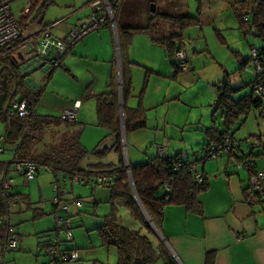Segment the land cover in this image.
Returning <instances> with one entry per match:
<instances>
[{
    "label": "trees",
    "instance_id": "trees-1",
    "mask_svg": "<svg viewBox=\"0 0 264 264\" xmlns=\"http://www.w3.org/2000/svg\"><path fill=\"white\" fill-rule=\"evenodd\" d=\"M50 2L51 0H33L30 9L19 15L18 22L21 26V33L17 41L25 37L24 32L26 30H31L30 25L32 23H38L43 27L48 25L47 23H43L42 18ZM247 3L248 0H235L231 3L239 26L244 29V32L254 28L255 33L263 39L261 31L264 27V2L258 3V12H255L250 21H243L241 15L245 12ZM200 10L201 0H198L197 13L195 15L159 13L158 20H153V14L148 24L143 26L121 28L117 26L121 54H123V49L129 44L135 31H146L153 41L166 48L175 71L180 70L174 58V50L177 47L185 45L182 40V29L198 22ZM165 23L168 25H165ZM171 26L178 27L180 32L164 34L163 32L166 31L164 27L169 28ZM4 49L5 47L0 48V51ZM257 49L263 64V70L260 74L254 75L253 73L254 77L252 80L235 85L231 82L229 73H226L223 79L215 83L216 95L213 102V111L221 110L223 128L220 129L216 123H212L205 128L204 131L208 140L200 148L199 153L201 156L199 158L196 156L195 159L191 160L183 157L179 151L169 154L163 148H158L155 153L147 156L145 160L135 163L129 161L131 178L139 201L161 232L164 216L163 210L167 205H182L188 212L195 214L203 213L202 202L198 196L200 192L207 189L209 182L204 172L196 169L195 162L213 159V157H208V155L202 153L203 147L209 141L222 142L225 137H228L233 147L237 149V152L230 149L218 151L214 158L221 154H226L230 158H233L234 162L235 160L249 161L254 163L257 169L263 170L258 167L254 159L256 156H264V132L252 131L241 139H237L233 135L237 126L245 121L252 110L256 111L260 116H264V112H262L264 111V43ZM18 51L21 52L18 48H12L0 55V121L4 125L2 134L4 143L8 144V149L12 153L16 151L21 157L38 160L40 164L38 173L40 170L50 171L59 187H61L59 174H62L63 177H69L71 180L81 182L82 184H95L109 188V211L102 216L103 222L96 226L95 229L102 245L114 246L116 248L117 259L114 264H154L159 258L165 264H179L168 246L156 235L150 226L130 186L122 150L116 68L112 70L106 83V88L94 93L96 124L106 130L103 138L113 135L114 142L107 148L101 145L102 138L92 148H88L80 140L82 126L78 125L76 127L78 114L75 120L70 121L60 118V115L36 112V100L41 94L42 88L39 87L36 91H31L24 84L23 78L25 74L19 70V65L23 60H20L17 55L13 58V52L18 54ZM248 62H251L250 55L242 59L241 65L238 68H243V64ZM53 68L54 66H51L47 74ZM147 71L150 70L147 69ZM148 73L139 93L137 104L129 106L127 99L132 89L131 80L126 76L122 64V104L125 135L134 130L144 128L147 125L145 108L141 99L147 85ZM255 80H258L262 84L260 93H255L252 87V82ZM243 87H248V91L236 97L235 95ZM31 94L33 95L32 97ZM20 98L28 99L33 105L32 113L28 118L17 114H8L12 101ZM235 124H237L236 128L231 131V128ZM58 125L63 126V129L60 130L62 132L59 131L58 136L54 139L39 145L46 130ZM242 142L249 149L244 150L241 148ZM107 149H113L117 152V164L103 161H90L86 165L82 164V161L89 154L100 155L101 157L107 152ZM45 166H48L49 169L45 168ZM1 169L2 162H0V171ZM247 171L250 176V171ZM4 172L7 171L4 170ZM97 173L111 174L113 177L109 182L99 183L94 177ZM196 173H200L202 179H197ZM80 178L85 180L80 181ZM1 181L2 179H0V216L7 213L9 223H11L10 208L13 205L8 206L2 196L3 187ZM165 184L168 185V188L165 187ZM8 191L11 194L20 195L21 200H26V209L31 210L32 219H36L44 214L42 208L35 206L33 202L21 196L19 192H12L10 189ZM263 193L264 177L262 191L253 190L248 177V186L245 188L244 193L246 200L249 203H260L264 209L261 198ZM73 198L82 200L78 196L66 199L71 201ZM116 202H121L130 215L138 220L140 225L137 228H131L120 222ZM54 206L56 207V204ZM68 215L70 216V214ZM4 230L5 221H2L0 222V258L3 257L5 252L3 249ZM60 237L62 246H64L63 242H68L72 239L66 240L63 238L64 236ZM64 247L67 246L65 245ZM213 257V250L207 251L205 264H212Z\"/></svg>",
    "mask_w": 264,
    "mask_h": 264
},
{
    "label": "crops",
    "instance_id": "crops-1",
    "mask_svg": "<svg viewBox=\"0 0 264 264\" xmlns=\"http://www.w3.org/2000/svg\"><path fill=\"white\" fill-rule=\"evenodd\" d=\"M53 2L54 0H51L50 4ZM88 2L89 0H86L84 3L85 6L83 5L81 7H88L89 12H91L93 5L88 4ZM122 3L120 5L121 9H123ZM81 7L79 6L75 10H72L69 14L77 12ZM120 8L118 12L121 10ZM125 9L126 6L123 10V14L121 15L119 12L117 16L116 28L104 25L97 30L88 32L77 42L70 45L60 57V63L54 66V68L61 66L68 74L72 72V77L75 81L79 80V77L82 75L78 73L79 71H76L80 68L79 64H84V66L87 67V71L84 74V83L82 82L83 84H81V82H78L77 84H73L76 89L73 90L72 93H68L70 98L69 103L60 106L58 112L60 113L62 109L70 107L74 101L79 100L77 121L81 124L82 120H86L85 118L88 116L82 110L83 105L89 97L92 96L94 98V93L106 88V83L114 68H116L118 83V42L121 81L122 64L126 76L131 80L132 89L127 99V104L129 106H135L137 104L144 79L149 72L147 85L141 99L145 108L147 125L144 128L134 130L125 135V152H128L129 161L135 163L145 160L147 156L155 153L158 148H163L166 150V153L169 154L179 151L183 157L193 160L196 158L195 151H199L208 140L205 135V128L212 123H216L213 108L211 112H209L208 109L203 110V108H197L195 109L196 112H192V110L188 108V103L182 101V95L186 87L183 80L188 79L189 72L184 74V76L179 74L180 70L185 72L188 71V68L175 71V68L170 62L166 48L153 41L146 31H135L129 44L123 49V54H121L117 26L121 28L148 24L138 21L137 18L133 19L132 16L125 14ZM88 13L79 17L75 24L65 23L63 21V18L69 14L63 18L43 23L48 24L49 31L54 36L66 39L71 28L79 26ZM163 13L169 12L164 11ZM18 14L17 11V15ZM147 15L150 17V12L149 14L146 13V16ZM148 20L147 22H149ZM42 28V25H38L23 37V39L30 38L25 43L28 47H32V45L37 42L39 38L38 32ZM25 48L23 49L25 50ZM23 49L22 47L18 48L20 51ZM45 62L46 61H44V63ZM147 69L150 71H147ZM200 75L201 73H198V77L195 78L191 76L190 79L194 78L193 83L199 82L200 79L206 80ZM41 80L42 82L39 84V87H41L43 91L45 84L49 80L47 78V72L42 76ZM59 113L57 115H59ZM94 120L96 122V117ZM221 128H223V126H221L220 129ZM3 129L4 125L0 129V133L3 132ZM233 129L232 127L231 131ZM104 134L100 139L103 138ZM234 137L237 139L243 138L236 137L235 135ZM113 142L114 136L109 135L103 138L101 145L109 148ZM129 145L131 148H128ZM150 147H153L154 150L149 151ZM241 148L244 150L249 149L244 142L241 143ZM109 152H114L116 155L114 159H107ZM93 158V161L118 163V154L113 149H107V152L101 157L100 155H93ZM254 160L258 167L264 170V156H258L257 159ZM0 162H2L0 179H2L4 174L13 178V185L10 190L12 192H19L21 196L29 199L35 206L42 208L41 199L32 200L29 193L19 188L18 184L15 183L14 176L16 172L11 170V168H9L7 172H4V161L0 160ZM88 162L90 161H87L86 164ZM198 162L199 161L195 162L196 169L198 171H203L209 182L207 189L200 192L198 196L202 202L203 213L195 214L188 212L182 205H167L163 210L162 232L159 231L168 242L172 251L176 254V260L179 264H205L206 252L213 250L214 257L212 264H264V209L260 203H249L245 198L244 193L245 188L248 186L249 172L245 168H237L234 165V159L226 154H221L213 159L201 160L200 163ZM66 178V176L63 177L62 174H59V179H61L59 181L60 184L64 185ZM33 179H35V177L29 180L24 177V183ZM53 183H56L54 176ZM95 203L96 202H94V205H96ZM83 205L84 203L79 207L75 206L78 212ZM53 207L55 211L56 208L54 204ZM42 210L44 212L43 215L48 213L43 208ZM20 211H28L30 213L29 219L32 221H36L43 216L41 215L36 219H32L31 210L26 209V200H20L10 208V222L15 227L17 244L15 247L7 249L6 251L8 253H6V251L4 252L3 264L43 263L45 261L44 256H47V244L49 239L53 236L52 234V236L50 235V232L52 230L56 231V229L54 227V229L48 228L45 230L40 227L41 229L34 232L35 226H33V235L34 233L35 235L33 236L30 231H26V235L23 236L22 231L19 230L17 232L16 223L12 220L13 213ZM108 211L109 210L105 213ZM127 215V226L137 228L140 225L138 220L130 215V213ZM93 229H95V227ZM42 237H46V239L42 240ZM73 238L74 236L72 235V239ZM96 239L98 243H96L95 246L76 245L72 241L70 244H67L65 241L63 245L79 249L84 247L89 249L87 252L85 250L84 253L79 251V257L74 264H109V262H113L114 264L117 258L116 248L114 246L102 245L98 233ZM102 247L107 248L104 253L101 252ZM91 251L94 252L90 253ZM88 256H93V258L89 259L92 261H88V263L86 261L83 262V259L88 258ZM105 258L107 259L105 260ZM154 264L165 263L159 258Z\"/></svg>",
    "mask_w": 264,
    "mask_h": 264
},
{
    "label": "rangeland",
    "instance_id": "rangeland-1",
    "mask_svg": "<svg viewBox=\"0 0 264 264\" xmlns=\"http://www.w3.org/2000/svg\"><path fill=\"white\" fill-rule=\"evenodd\" d=\"M234 1L235 0H201L199 21L182 29V40L185 43L184 46L186 47L188 58L186 62L188 71L184 72L180 70L179 74L184 76V74L189 72L188 79L183 80L186 87L182 95V101L188 103L187 106L192 112H196L195 109L197 108H203V110L208 109L209 112H211L213 108L212 104L216 95V87L214 84L223 79L226 72L229 73L230 80L235 85L249 82L254 77L251 62L243 64V68L238 67L241 65L243 58L249 57L251 46L258 48L264 43V40L260 35L255 33L256 31L254 28L245 32L244 29L240 28L238 19L231 6V3ZM85 2L86 0H54V2L45 9L42 18L43 22L63 18L79 6H85ZM152 2L155 3L154 10H150V4ZM18 3V0L12 2L13 11L16 15V6ZM122 5L123 9L119 7L121 9L119 11L121 15L126 6L125 14L132 16L133 19L137 18L138 21L148 23L147 20H150L151 15L154 14L153 20H158L159 13H163L164 11L179 14H196L198 0H124ZM118 10L116 20L119 15ZM88 12V7H81L77 12L64 17L63 21L65 23L75 24L79 17ZM149 12L150 17H148V15L146 16V13L149 14ZM38 25V23H32L30 28L35 29ZM165 25L168 24L165 23ZM164 28H166V31L163 32L164 34L180 32L178 27L171 26L169 28ZM28 33L29 29L24 32V35L26 36ZM16 55V52H13V58ZM79 67L80 68L76 71H79L78 73H81L82 75L79 77V80L76 81L72 77V72L71 74H68L61 66L55 67L49 74H47L49 80L36 100V111L38 113L57 115L59 113V107L69 103L70 98L68 93H72L73 90L76 89L73 84H77L78 82H81V84L84 83V74L87 71V67H85L84 64H79ZM198 73H201L200 76L206 80L199 78V82L193 83L194 78L190 79V77L194 76L196 78L198 77ZM42 80L39 84H41ZM247 91L248 87H243L235 96L237 97ZM32 96L33 95L31 94V97ZM82 110L88 116L85 118L86 120H82L81 124L77 122L76 127L78 125L82 126L80 140L86 147L92 148L106 130L97 125L94 120L95 106L94 98L92 96L86 100ZM214 115L216 124L221 127V111L219 109L216 110ZM236 126L237 124H235L233 128L235 129ZM1 127H3V124L0 122V129ZM61 129H63V126L58 125L46 130L39 145L54 139L58 136ZM252 131L264 132V116H260L254 110L249 113L242 124L237 126L234 130V135L241 138ZM128 148H131V146L129 145ZM153 150V147L149 148V151ZM195 152V155L199 158L201 156L199 151L197 150ZM11 156V150L6 148L3 153H0V160H9ZM115 156L114 152H109L107 159H114ZM126 157L129 161L130 158L127 151ZM93 159V155L89 154L82 161V164L86 165L87 161H93ZM255 159H257V156ZM198 163H200V160ZM14 177L15 183L18 184L19 188L28 192L32 200L41 199L42 208L48 212L36 221L29 219L30 213L28 211L13 213L12 220L16 223L17 232L19 230L22 231L24 236L26 235V231H30L33 235V226H35L34 232L41 229L40 227L45 230L48 228L54 229V227H56L54 222L55 214L65 216L66 212L63 210L54 211L52 199L55 196L56 191L53 188V174L50 171L40 170L35 176V179L30 180L27 183H24L23 175H20L17 172ZM61 187L66 189L63 198L78 196L84 203L83 207L79 209V212L77 207L73 205L69 208V220L71 222L72 235L74 238L68 241L67 244H70L72 241L76 245L95 246L98 242L96 239L97 233L93 228L103 222L102 216L107 210H109V188L107 186H98L95 184H82L81 182L71 180L69 177L65 179L64 185L61 184ZM94 201L96 202V205H94ZM116 205L118 207V217L120 222L127 226L126 218L128 217L127 214H129L128 210L121 204V202H116ZM55 232L56 231L52 230L50 235H54ZM45 239L46 237H42V240ZM113 249L115 250L114 247ZM85 250L87 252L89 249H86V247L79 249L81 253H84ZM106 250V247L101 248V252L103 253ZM93 252L94 251H91L90 253ZM6 253L8 252L6 251ZM44 258L46 261L47 256H44ZM90 258H93V256H88V258L83 259V262L86 261L88 263V261H92L89 260ZM106 259L107 258H105V260ZM109 264H113V262H109Z\"/></svg>",
    "mask_w": 264,
    "mask_h": 264
},
{
    "label": "built area",
    "instance_id": "built-area-1",
    "mask_svg": "<svg viewBox=\"0 0 264 264\" xmlns=\"http://www.w3.org/2000/svg\"><path fill=\"white\" fill-rule=\"evenodd\" d=\"M15 0H0V48L5 47L3 51H0V55L12 48L27 47L25 50L21 51L26 58L31 57L32 55H38L43 58L44 61L50 63L51 66H56L60 63V57L68 49V47L79 39H81L85 34L92 30H97L104 25L112 26L116 28V15L117 10L119 9L123 0H89L88 4L93 5V9L89 12L82 20V23L71 28L67 38L62 39L54 36L50 31L48 26H44L38 32V40L32 47H28L25 43L30 38H22L19 41L18 38L21 33V26L18 22V16L28 9H30L33 0H18L16 15L13 11L12 2ZM264 2V0H248L247 8L245 12L241 15L243 21H250L255 15V12H258V3ZM262 36L264 39V27L262 28ZM251 56V65L254 75L260 74L263 70V64L259 51L256 47L251 46L250 51ZM174 58L178 63L179 69H187V52L186 47H177L174 50ZM252 87L255 93H260L262 89V84L258 80L252 82ZM79 100L73 102L70 107L62 109L59 113L60 118L66 120H75L78 114ZM33 105L26 98L15 99L12 101L11 106L8 110V114H17L28 118L32 113ZM264 112V111H262ZM27 128V127H26ZM6 148L8 149V144L4 143L3 134L0 133V153H3ZM232 150L237 152V149L233 147L231 141L228 137H225L222 142L209 141L202 149L204 155L208 157H215L216 153L221 150ZM4 161L5 168L4 170H11L23 175L25 179L29 180L36 176L38 173V168L40 164L38 160L21 157L16 151H13L12 156L9 160ZM234 165L236 167H244L250 171L249 182L253 190L262 191L263 190V170L257 169L255 164L249 161L235 160ZM45 168L49 169L48 166ZM125 168L126 160H125ZM197 179H202L200 173L195 174ZM95 180L99 183L109 182L113 175L111 174H102L97 173L94 175ZM80 181L85 179L80 178ZM2 196L4 197L6 204L8 206L15 205L21 200L20 195L11 194L8 190L13 185V178L4 174L2 178ZM165 187L168 188V185L165 184ZM53 188L56 191L55 196L52 199V202L56 204V210H63L66 212L65 216L55 215L56 223V234H54L47 244L46 255L47 260L40 264H74L79 257V249L76 247H64L60 242V236H64L66 240L72 238V227L69 220V208L73 204L77 207L82 205V200L78 198H73L71 201L63 198V194L66 192V189L59 187L56 183L53 184ZM263 205H264V193L261 196ZM5 221V230H4V242L3 249L6 251L11 247H15L17 244V237L15 227L9 223V218L7 213L0 216V222ZM0 263H4V258H0Z\"/></svg>",
    "mask_w": 264,
    "mask_h": 264
},
{
    "label": "water",
    "instance_id": "water-1",
    "mask_svg": "<svg viewBox=\"0 0 264 264\" xmlns=\"http://www.w3.org/2000/svg\"><path fill=\"white\" fill-rule=\"evenodd\" d=\"M155 9V3L152 2L150 4V10ZM18 58L20 60H23V62L19 65V70L21 73L25 74L23 78L24 84L31 90V91H36L39 88V82L42 78V76L51 68L50 63L45 62L43 58L39 57L38 55H34L32 57L26 58L23 53L18 52L17 54ZM117 57H118V86H119V104H120V132H121V140H122V149H123V154H124V159L126 160V166H127V174L129 176L130 180V186L132 188V192L135 195L137 202L147 218L149 224L153 228V230L157 233V235L163 240V242L168 246L169 250L172 252V254L176 258V254L172 251L170 246L168 245V242L166 239L162 236L161 232L158 230L156 225L153 223V221L150 219L148 214L146 213L142 203L139 201V198L137 196L132 178H131V172H130V167H129V162L127 161L126 157V144H125V132H124V121H123V107H122V95H121V86H122V81H121V72H120V51H119V44L117 42ZM177 259V258H176Z\"/></svg>",
    "mask_w": 264,
    "mask_h": 264
}]
</instances>
